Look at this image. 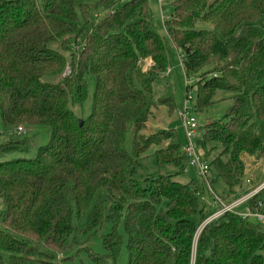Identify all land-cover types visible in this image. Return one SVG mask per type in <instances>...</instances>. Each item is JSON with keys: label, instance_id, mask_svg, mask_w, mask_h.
I'll return each instance as SVG.
<instances>
[{"label": "trees", "instance_id": "obj_1", "mask_svg": "<svg viewBox=\"0 0 264 264\" xmlns=\"http://www.w3.org/2000/svg\"><path fill=\"white\" fill-rule=\"evenodd\" d=\"M162 1L197 107L232 101L196 144L221 148L217 175L242 191L243 158H264V0ZM165 51L147 0H0V264H119L124 252L126 264H264L260 225L226 213L201 228L204 186L138 177L151 149L159 167L187 160L174 130L144 133L158 102L175 108L169 87L153 99ZM89 76L93 110L80 118ZM40 125L51 136L36 146Z\"/></svg>", "mask_w": 264, "mask_h": 264}, {"label": "rangeland", "instance_id": "obj_2", "mask_svg": "<svg viewBox=\"0 0 264 264\" xmlns=\"http://www.w3.org/2000/svg\"><path fill=\"white\" fill-rule=\"evenodd\" d=\"M126 1V0H122ZM160 0H147L148 5V16L150 20V25L152 29L157 32L165 41L166 51H165V62L166 70L161 74L155 77L157 88L154 93V100L161 98H166L167 94L165 88H170L173 92L175 108L173 109L170 105L171 102L168 100L164 101L165 105H161V102H158L153 110L154 120H150L148 123L147 131L144 133L159 132L163 130H174L177 133L179 142L181 146L187 145V137L184 131L182 120L178 115L179 109L188 107L192 117L196 120L198 128L196 130V143L202 138V127L209 124L210 122L223 119L230 108L232 101L230 99L218 100L213 105L199 109L197 107V92L198 87L195 78H187L184 74L181 59H180V50L179 48L171 41L166 27L165 20L162 18L173 12L171 4L159 2ZM170 3V2H169ZM153 64L151 58H146L142 63L143 71H147ZM69 71L68 68L65 70V74ZM88 98L85 104L80 108L75 109L78 117L86 118L88 117L93 110V96L95 92V77H88ZM191 85V88L187 86ZM220 95V93H219ZM1 116V115H0ZM4 129L0 117V132ZM32 133H35L37 136L36 146L45 145L50 139V128L45 125H40L34 127L30 130ZM3 139V138H2ZM132 140H133V127H130L127 136L125 146L130 154H132ZM168 143H172V140L167 139ZM1 141V137H0ZM203 150L197 145V150L199 154L204 158L206 162L209 163L210 171L207 175V180L200 174L199 170L195 167H192L188 164V161L185 159L182 162V165L178 166L175 163H168L165 166L159 167L157 159L154 154V149H151L147 152L141 160V166L138 170V177L143 180L147 176L156 177L159 174H173L174 177L180 182L187 183L190 182L192 186L199 185L204 186L205 191L203 197L199 201V206L203 207L207 214H215L219 210V205L215 202V195H218L220 198L224 199L227 202L244 197L249 193L251 185L256 187L264 181V158H256L254 156H245L243 158L244 162V174L241 178V189L239 186L235 189H230L225 182L217 175L215 166L212 164V161L221 155L222 150L217 149V151L211 152L210 148ZM208 154V155H207ZM206 155V157H205ZM225 161L227 158H223ZM247 179L251 180V185L247 183ZM208 181L212 186L213 193L209 190ZM261 198L264 200V192L261 194ZM3 201L0 198V213L3 209ZM249 208L248 204L237 207L235 212L242 213ZM211 216V215H210ZM209 218V217H208ZM207 218V219H208ZM253 223L260 225V228L264 232V224L257 222L255 219H251ZM203 228V227H201ZM109 230V226L105 225L102 232L93 238L91 241V246L94 251L97 253H102V244L101 236ZM201 231V229L199 230ZM124 252V251H123ZM81 254V253H80ZM262 254L264 255V248L262 249ZM126 253L124 252L121 256L119 264H126ZM72 264H89L86 255H78V258L74 259Z\"/></svg>", "mask_w": 264, "mask_h": 264}, {"label": "built area", "instance_id": "obj_3", "mask_svg": "<svg viewBox=\"0 0 264 264\" xmlns=\"http://www.w3.org/2000/svg\"><path fill=\"white\" fill-rule=\"evenodd\" d=\"M173 1L175 0H170V3ZM159 2L163 4L162 0H160ZM169 12L167 16H164V14L162 16V18L165 21L170 19L171 13L169 14ZM178 115L182 120V125L187 137V145L183 146L182 149L186 155L188 164L192 167L197 168L200 174L207 180V175L210 171V166L209 163L206 162L204 158L199 154L197 150V144L195 141L198 124L196 120L192 117L188 107L179 109ZM22 131L23 129L19 128V132ZM247 183L251 185V180L247 179ZM208 186H209V190L213 193V189L209 181H208ZM262 191H264V181L259 183V185L256 187H253L251 185L249 193L244 195V197L233 200L231 202H227L224 199L220 198L218 195L214 194L215 202L219 205V210L217 211V213L212 214L208 219H206L204 223L201 225V227H204L206 224L212 222L215 219H218L219 217H221L226 213H235L243 217L244 219H248V220L255 219L257 222L264 224V200L257 199V201H255L254 206L250 205V202L253 201L255 196L259 195ZM245 204H248L249 206V208L245 212L242 213L235 212L237 207H240Z\"/></svg>", "mask_w": 264, "mask_h": 264}, {"label": "water", "instance_id": "obj_4", "mask_svg": "<svg viewBox=\"0 0 264 264\" xmlns=\"http://www.w3.org/2000/svg\"><path fill=\"white\" fill-rule=\"evenodd\" d=\"M82 122V121H81Z\"/></svg>", "mask_w": 264, "mask_h": 264}]
</instances>
